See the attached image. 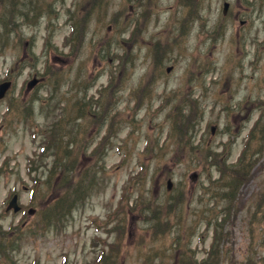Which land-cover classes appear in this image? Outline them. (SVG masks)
I'll return each mask as SVG.
<instances>
[{"label": "rangeland", "instance_id": "obj_1", "mask_svg": "<svg viewBox=\"0 0 264 264\" xmlns=\"http://www.w3.org/2000/svg\"><path fill=\"white\" fill-rule=\"evenodd\" d=\"M222 1L0 0V264H264V0L238 18ZM59 119L99 174L42 226L73 186L34 176L31 129Z\"/></svg>", "mask_w": 264, "mask_h": 264}, {"label": "trees", "instance_id": "obj_2", "mask_svg": "<svg viewBox=\"0 0 264 264\" xmlns=\"http://www.w3.org/2000/svg\"><path fill=\"white\" fill-rule=\"evenodd\" d=\"M28 114L33 116L31 109ZM83 116V114H79L78 110L77 114L72 116V119L73 121H77V119L82 118ZM60 121L61 119L58 120V124L61 133H59L58 136H56L57 121L54 120L45 125L43 129L33 130L34 136L40 132L43 133L44 138L41 140L43 149L41 153L38 154L40 161L43 162V164L38 165L37 168L42 167L43 173H46V176L49 180L54 175H56L55 179L57 185H62V187H69L71 185L73 186V188L63 189L59 193V196L56 195L55 197H52V200H47L48 206H45L47 214L41 217L45 225L49 224L52 220L63 219L67 214H69L73 208L83 200L84 194L89 193V191L92 189L94 180L99 174V170L96 169L94 165L87 166L85 170H83V165L80 167L77 165L79 164L77 163L78 158L83 154V143L79 141L75 142L74 133L77 135L81 132L80 124L78 123L74 129L69 130L65 126H61ZM173 122L175 128L178 130L182 128L181 122H176V118L173 120ZM67 135H70V138L67 137L64 140V137ZM83 148V151H85L87 149V144H85ZM96 148L91 151H96ZM31 159L33 158H30V161ZM243 161L241 160V162L237 164V168H235L233 171L236 175V178L239 176L240 181H235L238 184L245 178L246 174H248L247 168L242 167ZM28 169L30 168L28 167ZM72 173H75L74 176ZM229 185H231V183H229ZM35 187L36 185L34 186V189H36ZM213 225L214 231L213 242L211 243L212 248L210 249L211 254L213 253L214 244L219 236L220 231V225L218 222H213ZM179 258V264H193L190 254H188L187 250L185 249L181 250Z\"/></svg>", "mask_w": 264, "mask_h": 264}, {"label": "flooded vegetation", "instance_id": "obj_3", "mask_svg": "<svg viewBox=\"0 0 264 264\" xmlns=\"http://www.w3.org/2000/svg\"><path fill=\"white\" fill-rule=\"evenodd\" d=\"M243 2H244L243 4H241V2H239V5L235 4L236 8H235L234 13H233V16L235 18H238L240 16V14L245 15L248 12L259 10V7L257 6L259 3V0H243ZM262 4H264V3H262ZM231 11H233V8H232L231 2H229L228 12H231ZM239 24L241 26H243L244 24H246V20L240 19Z\"/></svg>", "mask_w": 264, "mask_h": 264}, {"label": "water", "instance_id": "obj_4", "mask_svg": "<svg viewBox=\"0 0 264 264\" xmlns=\"http://www.w3.org/2000/svg\"><path fill=\"white\" fill-rule=\"evenodd\" d=\"M226 6H227V3H224V6H223V11L224 12L226 10ZM167 70H169V67L167 68ZM36 81H37L36 78L31 79L28 82V86H32ZM8 86H9V81H4V82L0 83V97L3 96V94L5 93V91H6ZM211 129L213 130V127ZM167 186L168 187L171 186V183H170L169 180L167 181ZM9 207H12L14 211L19 209V205L17 204V194L16 193H14L12 195V197L10 198V201H9L6 209H8ZM29 211H31V210H29Z\"/></svg>", "mask_w": 264, "mask_h": 264}, {"label": "bare ground", "instance_id": "obj_5", "mask_svg": "<svg viewBox=\"0 0 264 264\" xmlns=\"http://www.w3.org/2000/svg\"><path fill=\"white\" fill-rule=\"evenodd\" d=\"M191 0H188V3L190 2ZM191 4H194L193 2H190Z\"/></svg>", "mask_w": 264, "mask_h": 264}]
</instances>
